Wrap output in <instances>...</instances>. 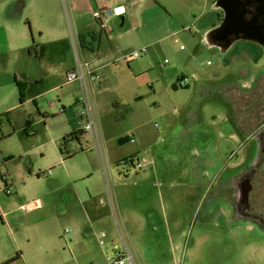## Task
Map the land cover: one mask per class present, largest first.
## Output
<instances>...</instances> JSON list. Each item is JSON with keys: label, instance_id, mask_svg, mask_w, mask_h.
<instances>
[{"label": "rangeland", "instance_id": "374dc122", "mask_svg": "<svg viewBox=\"0 0 264 264\" xmlns=\"http://www.w3.org/2000/svg\"><path fill=\"white\" fill-rule=\"evenodd\" d=\"M215 1L143 0V16L124 27L119 26L120 17H113L110 26L115 31L103 36L101 54H107L103 61L108 63L100 70L103 86L97 101L109 126L108 141L105 147L98 130L100 149L84 142V154L73 161L91 174L90 181L105 200L102 211L112 214L115 241L123 236L137 264H264V225L238 217L230 201L231 178L238 174L232 164L258 161L253 207L264 211V154L255 133L264 120V46L249 39L235 40L227 48L209 45L207 25L220 24ZM48 4L63 10L74 56V44L79 45L70 1ZM150 5L159 13H150ZM127 27L131 31L123 37L115 35ZM141 47H147L145 54L128 57ZM178 75L187 76L189 85H177ZM71 86L75 88L68 84L65 89ZM46 99L59 102L57 93ZM72 99L71 94L62 104L72 103L66 112L78 122ZM93 112L97 125L94 101ZM127 112L126 124L135 127L134 141L120 139ZM232 132L251 146L249 152L229 138ZM33 156L41 164V153ZM132 159L152 164L135 171ZM61 210L55 207L56 218ZM56 224L55 234L66 244L65 227ZM14 236L20 240L16 232ZM4 237L1 256L12 259L20 251L12 236ZM104 241V246L91 242L98 264L107 263L102 248L110 238ZM26 251L33 252V245ZM60 251L50 264H75L62 259ZM68 253L72 256L71 250Z\"/></svg>", "mask_w": 264, "mask_h": 264}, {"label": "crops", "instance_id": "0c3cea01", "mask_svg": "<svg viewBox=\"0 0 264 264\" xmlns=\"http://www.w3.org/2000/svg\"><path fill=\"white\" fill-rule=\"evenodd\" d=\"M69 1L81 55L91 61L100 73L108 63L103 61L107 54H101L103 36L109 38L115 30L112 26L108 30L102 29L92 12L99 8L123 6L125 12L111 19L120 17L119 26L124 27L127 21L145 14L141 5L143 0ZM148 8L150 13H159L156 5ZM216 26L215 22H209L207 29ZM129 31L127 27L115 35L121 38ZM73 66L70 36L64 12L58 5H49L48 0H0V250L6 248L4 236L10 235L20 251L12 259L11 256H1L0 252V264L8 261L10 263L7 264H50L58 255V248L64 260H73L75 264H98L100 258L94 253L95 247L91 242L100 244L99 237L103 232L106 233L105 238H110L108 246L102 248L104 257L107 260L114 254L116 241L112 214L102 211L105 200L90 181L91 174L83 165L73 161L77 155L84 154V142L95 143L93 134L83 130V121L76 111L78 122L68 116L67 108H73L69 102L71 99L67 102L68 107L62 104L71 94L76 104L80 95L79 82L66 81V72ZM257 79L255 76L254 81ZM17 82L24 85L23 100L20 99ZM68 84H75V88L65 89ZM89 84L98 130L106 147L109 126L97 101L103 81L92 79ZM131 92L130 87L128 93ZM53 93H57L59 102L46 99ZM129 116L128 112L123 116L124 129L120 139L124 141L135 139L131 134L135 127L131 123L126 124ZM229 138L236 141L241 150L249 152L251 146L237 133H230ZM77 144L82 151L78 150ZM35 151L42 155L41 164L33 156ZM237 164L233 163L232 167ZM49 169L51 174L47 173ZM3 173L7 174L11 194L4 190ZM96 174L101 176L98 166ZM146 174L144 172L142 177ZM40 176H45V179ZM81 181L84 182L82 185ZM37 198L42 202L39 207L28 211L19 208ZM58 205L63 212L56 218L54 213ZM56 223H63L62 227H65L66 244L59 234H55ZM13 230L20 240L15 238ZM31 245L34 251L27 252Z\"/></svg>", "mask_w": 264, "mask_h": 264}, {"label": "built area", "instance_id": "2783aa9c", "mask_svg": "<svg viewBox=\"0 0 264 264\" xmlns=\"http://www.w3.org/2000/svg\"><path fill=\"white\" fill-rule=\"evenodd\" d=\"M125 12L123 6H114L112 8H99L92 12L93 17L98 21L101 25L102 29L108 30L110 26V19L112 16H119ZM78 48L74 44L75 55H74V66L66 72V81H78L80 84V95L77 100V109L76 114L82 119L83 121V130L91 132L95 139V145L97 149H100L99 144V135L98 129L96 125V120L94 117L93 112V101H92V94L90 90V81L95 79L99 81L101 79L100 73L97 71V68L94 67L91 61L85 60L81 52L78 51ZM147 51V47H141L139 49H135L130 53V57H140ZM80 52V53H79ZM167 61V60H165ZM177 85L181 87H185L189 85V78L187 76H180L177 80ZM151 163L150 161H140L139 159L135 162L133 159L131 160L130 166L134 167V170H141L144 166ZM48 174H51L52 171L49 169L47 171ZM1 181L5 183L4 190L7 194H11L12 189L10 186L7 185V174L3 173L1 175ZM40 199H34L31 202L24 203L20 205V209L24 211L31 210L33 208L39 207L41 205ZM113 215L116 220V213L111 203ZM121 234V232H120ZM106 237V233H101L99 237V242L101 245H104L105 241L104 238ZM114 254L107 257L106 264H137L135 256L130 249L129 245L127 244L126 240L121 235V241L116 242L114 245Z\"/></svg>", "mask_w": 264, "mask_h": 264}, {"label": "flooded vegetation", "instance_id": "af4514ba", "mask_svg": "<svg viewBox=\"0 0 264 264\" xmlns=\"http://www.w3.org/2000/svg\"><path fill=\"white\" fill-rule=\"evenodd\" d=\"M215 5H224L223 7H217L220 24L226 17V11L232 10L231 5H236V11L242 13V20L249 26L262 32L264 37V0H216ZM242 34V32H239L238 36ZM235 37L236 34H231L232 39ZM255 133L257 139L260 141V153L264 154V120L255 129ZM245 164L238 163L232 167L233 169H238V174L231 178V207L234 213L241 219H251L260 225H264V211H258L253 207L254 193L256 192L254 183L259 170L258 166L261 163L255 161L252 164Z\"/></svg>", "mask_w": 264, "mask_h": 264}, {"label": "water", "instance_id": "95a60500", "mask_svg": "<svg viewBox=\"0 0 264 264\" xmlns=\"http://www.w3.org/2000/svg\"><path fill=\"white\" fill-rule=\"evenodd\" d=\"M216 6L223 7L224 5ZM231 7V11H226V17L222 23L207 32L205 37L206 42L209 45H219L227 48L232 45L235 40L249 39L264 45L262 32L254 29L242 20V13L236 11V5H231ZM239 32L243 34L238 36ZM231 34H236V37L232 39Z\"/></svg>", "mask_w": 264, "mask_h": 264}, {"label": "trees", "instance_id": "16d2710c", "mask_svg": "<svg viewBox=\"0 0 264 264\" xmlns=\"http://www.w3.org/2000/svg\"><path fill=\"white\" fill-rule=\"evenodd\" d=\"M17 83L19 85L20 99L23 100L24 99V88H23L24 85L20 82H17ZM75 134H77V133H75ZM64 139L66 140L67 137H64Z\"/></svg>", "mask_w": 264, "mask_h": 264}]
</instances>
